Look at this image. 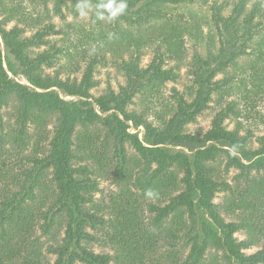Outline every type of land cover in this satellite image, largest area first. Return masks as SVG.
Listing matches in <instances>:
<instances>
[{"label":"trees","instance_id":"1","mask_svg":"<svg viewBox=\"0 0 264 264\" xmlns=\"http://www.w3.org/2000/svg\"><path fill=\"white\" fill-rule=\"evenodd\" d=\"M42 1L44 5L52 2L58 16L64 9L79 13L80 0ZM204 1L125 0L127 8L116 22L153 23L147 41L139 37L130 44L140 48L161 41L167 52L157 53L143 69L137 50L120 65L127 84L118 93L109 88L99 98L91 91L98 86L94 72L101 59L87 58L89 65L80 80L63 79V69L47 73L57 54L48 39L56 33L55 25L37 20L33 27L24 19L8 29L15 16L0 19V39L7 52L0 48V264L118 263L109 254L89 249L94 237L88 228L106 224L87 208L99 192L103 169H107V178L116 177L118 184L133 183L138 191L127 190L118 197L117 217L111 221L114 239L129 264H144L147 257L152 264H264V246L247 253L264 241V136L254 148L251 137L242 134L240 121L233 130L227 127L226 121L236 110L234 104L215 115L204 135L188 132V126L209 109L214 95L230 94L231 79L217 78L230 67H238L255 39L262 36L264 0H238L229 16L224 14L225 7H214L212 19L220 47L206 57L196 55L190 71L192 85L186 92L174 88L171 100L165 103L161 98L162 88L178 81L175 70L166 66L170 55L178 56V49L168 26H158L157 21L164 19L167 6ZM86 2L96 19V28L88 32L86 42L114 49L119 41L109 38L101 28L103 19L96 15L97 5L107 0ZM101 11L108 17L106 9ZM29 31L31 36H27ZM263 43L262 38L253 51L258 52L259 61L264 60ZM42 47L45 49L36 51ZM250 70L254 87L260 89L264 77L254 68ZM140 96L161 98V107L130 109ZM12 105L15 126L3 135V110ZM52 119L56 123L49 132ZM32 130L37 137L34 154L16 171L8 164L6 153L10 151L4 137L13 140L23 153L30 145ZM128 145L135 156L130 155ZM232 170L237 171L234 185L228 179ZM149 188L159 193L158 198L145 196ZM43 190L55 202L44 215L45 234L57 220H64L66 226L62 244L48 247L54 261L31 246L34 213L28 202ZM221 193L228 194L223 204L216 202ZM145 212L152 216L149 228L142 220ZM14 233L21 236L16 243ZM241 233L246 235L243 240L237 237ZM161 244L167 248L164 253ZM211 252L221 253V261L208 263Z\"/></svg>","mask_w":264,"mask_h":264},{"label":"rangeland","instance_id":"2","mask_svg":"<svg viewBox=\"0 0 264 264\" xmlns=\"http://www.w3.org/2000/svg\"><path fill=\"white\" fill-rule=\"evenodd\" d=\"M237 1L205 0L204 2L171 5L164 8V19L157 21V25L168 26L170 34L173 36V43L176 44V49H178V56L170 55L171 59H168L166 62V66L174 69L178 74V81L169 82L162 88L161 98H163L165 103L171 100L174 88L184 93L192 85L190 71L196 55L200 54L206 57L210 50H217L220 47L219 33L212 19L214 14L213 8L225 7L224 14L225 16H229ZM53 7L54 4L52 2L44 5L42 0H0V19L15 16V21L8 25V29L12 28L16 24V21H24V19L31 22V26L33 27L37 23V20L44 24L51 23L55 25L56 33L48 39L51 45L55 47L54 50L52 49V52L57 54L54 66L46 69L47 73L53 74L57 70L63 69V79L70 78L73 80L76 78L80 80L84 70L89 65L88 59H101L102 62L96 66L94 72V80L98 82V86L91 91L95 98L104 95L109 88L118 93L121 87L127 84V78L120 65L123 60H129L132 54L136 55L137 50H139L141 55V67L143 69L149 66L157 53L167 52V47L160 44L161 41L140 48L130 44V41L133 39L138 40L137 38L139 37H143L145 39L143 41H147V31L153 23L150 25L139 23L138 25L123 20L116 22V17L114 19L105 17L102 20L104 26L101 28L109 35V38L119 41L114 49L105 50L100 46L101 44L86 42L88 32L96 28L93 10H87L88 14L85 17H81L80 13L74 14L71 9H64L63 14L58 16L54 13ZM20 25L22 26V24ZM32 34L29 31L27 36H31ZM262 38L264 39V30L262 36H258L255 39L252 49L249 50L248 54L239 60V66L236 68L230 67L227 73L218 76L217 79L219 81L225 78L231 79L228 86L231 91L230 94L222 95L218 93L214 95L209 109L197 119V122L188 126L189 133L192 135H204L210 130L215 115L221 110L226 109L228 104H234L236 108L235 113L238 114H231L230 118L226 121L227 127L233 130L236 127V122L240 121L243 125L242 134H247L251 137L252 147H259V139L264 136V84L260 86V89L254 87L253 82L255 81V77L250 69L254 68L259 76L264 77V60H258V52L253 54L254 48ZM120 45L122 46L118 48ZM0 48L4 54H7L1 39ZM44 49L45 47H42L36 51ZM253 64L254 66H252ZM17 80L26 83L23 77H18ZM66 99L70 100V98ZM160 100L156 98L145 99L140 96L134 100V104L130 109L138 111L147 109V107H150L151 110L158 109L162 104ZM13 107L14 105L3 110L6 124V130L3 135H6L8 131L12 132L15 126V111ZM55 123L56 121L52 119L48 128L49 132H52ZM1 135L0 130V144ZM31 135L30 145L26 152L23 153L19 151L17 144L13 140L4 137L5 148L10 151L6 153L8 164L10 167L15 168L16 171L19 169L17 166L26 165L28 162L26 158L34 154L37 137H34L35 133ZM44 144H46L45 141H43V147H46ZM128 150L131 156L136 155L130 145H128ZM100 174L101 176L98 178L99 192L94 196V203L88 205L87 208L94 211V213H98L99 217H103L106 224L96 225L95 228H88V232L94 237L89 243V249L96 254H109L119 260L118 263L112 264H129L130 262L127 259L126 253L122 250L121 244L114 239L116 231L111 221H114L117 217L118 197L127 190L131 191V193H138V191L133 183L122 182L118 184L115 180L116 177L111 176L107 178V169H103V172ZM236 174L237 171L232 170L228 175L229 182L233 185L235 184L233 178ZM12 189L18 190V187H13ZM227 197L228 194L221 193L218 195L216 202L223 204ZM52 200V197L48 196L46 191L43 190L38 191L34 201H29L28 204L31 205L30 208L33 209L34 213L32 219L34 232L33 234L30 233L32 237L31 246L35 249L37 248L45 257L54 261L55 257L49 254L48 247L62 244L66 226L64 220H57V223L53 225L49 234H45L42 229L46 223L44 215L48 213L50 207L55 203ZM151 218L152 216L149 212H145L142 215L144 225H147L148 228ZM1 232L2 229L0 227V235ZM14 235H16L15 243L16 241H20L19 238L21 236L19 233H14ZM237 237L243 240L246 238V235L241 233ZM263 246L264 241L257 247L248 250L247 253H254ZM159 248L162 253L167 249L164 244H161ZM221 257V253L211 252L208 255L207 262L209 263L213 259L220 262ZM144 264H152V262L147 257Z\"/></svg>","mask_w":264,"mask_h":264},{"label":"clouds","instance_id":"3","mask_svg":"<svg viewBox=\"0 0 264 264\" xmlns=\"http://www.w3.org/2000/svg\"><path fill=\"white\" fill-rule=\"evenodd\" d=\"M90 5L86 2V0H80V2L77 4V10L80 13L81 17H85L88 13L87 10L90 9ZM127 8V4L125 0H119V3L116 2V0H107L106 3L97 5V11L96 15L99 19H104L105 15L104 12L101 11V9H106L108 13V19H114L117 17L119 14L123 13ZM145 196L148 199H156L159 196V193L154 190L149 188L145 192Z\"/></svg>","mask_w":264,"mask_h":264}]
</instances>
